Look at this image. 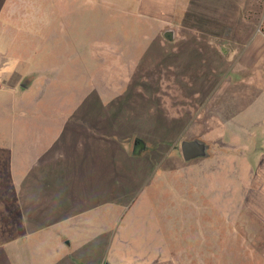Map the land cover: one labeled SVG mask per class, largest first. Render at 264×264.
<instances>
[{"label":"rangeland","instance_id":"obj_1","mask_svg":"<svg viewBox=\"0 0 264 264\" xmlns=\"http://www.w3.org/2000/svg\"><path fill=\"white\" fill-rule=\"evenodd\" d=\"M135 1H36L0 37V146L9 170L15 159L18 205L0 209L17 235L0 254L12 264H264V226L244 209L247 166L233 163L249 72L221 58L229 37L210 40L217 51L160 29L145 37L156 28L135 17ZM189 11L181 30L208 28L201 7ZM135 137L145 152H131ZM193 137L209 156L184 162L179 142Z\"/></svg>","mask_w":264,"mask_h":264},{"label":"crops","instance_id":"obj_2","mask_svg":"<svg viewBox=\"0 0 264 264\" xmlns=\"http://www.w3.org/2000/svg\"><path fill=\"white\" fill-rule=\"evenodd\" d=\"M36 1L46 5L56 3L61 5L69 3L88 5L104 4V2L105 4L113 3V0H0V37L7 31L16 30L19 27V20L27 15L24 13L25 5L28 6ZM191 5L195 8L196 6L201 7V11L204 10L205 19H203V23L208 27L204 29L205 31L199 28L180 29L181 21L184 18L189 20L192 15L189 11ZM134 8L133 12L137 19L155 25L156 29H153L150 34L140 29L145 37L156 34L159 29L162 35L165 28L171 27L175 29L176 34L175 39L168 42L178 43V38L180 40L191 38V42L187 43L186 47H189L190 44L191 47L196 46L198 48L206 45L211 46L214 51L216 48L210 44L211 39L229 37L233 40V46L229 45L226 51L224 48L219 50L222 54L221 58L226 63L236 62L235 69L237 71L247 70L249 75L241 76L242 81L239 83L251 86L249 123L244 126V123L239 124L235 121L237 125L233 129L234 134H236L234 136L236 155L233 163L247 166V168H243V172L240 170L241 174L249 175L247 179L250 182L243 194L247 201L244 209L249 214L250 219L264 226V0H136ZM251 14H255V23L252 29L248 22ZM246 28L251 29L250 33H245ZM239 37H246L247 39L242 41L238 39ZM220 68L222 77H226V68L224 66ZM228 70H231L230 65ZM243 114L241 112L239 116H243ZM234 116L237 117L236 114ZM223 127L222 131L226 132V126ZM6 155L7 148L0 146V209L7 202L10 204L15 201L17 205V196L13 190L12 168V162L15 163V159L10 160L11 168L9 170L6 165L9 162L6 160ZM7 198L8 201H6ZM225 211L226 209L223 212L225 213ZM15 230L16 226L12 227L10 222L0 223V243L8 244L17 238ZM21 234L27 237V228ZM4 252L0 254V264H12L9 259H6ZM50 257L51 260L60 259L58 254ZM132 261L133 259L123 257L116 264H131ZM150 264L175 263L170 259H159Z\"/></svg>","mask_w":264,"mask_h":264},{"label":"water","instance_id":"obj_3","mask_svg":"<svg viewBox=\"0 0 264 264\" xmlns=\"http://www.w3.org/2000/svg\"><path fill=\"white\" fill-rule=\"evenodd\" d=\"M175 34V29L171 27H167L162 31V37L167 41L174 40ZM26 84L27 82H24L22 86H26ZM137 144H139V148H137ZM146 148V143L143 140L137 137L133 138L131 147V152L133 154H139L141 152L140 150H145ZM179 150L184 162H190L196 159H205L209 156V145L198 137L180 140Z\"/></svg>","mask_w":264,"mask_h":264},{"label":"flooded vegetation","instance_id":"obj_4","mask_svg":"<svg viewBox=\"0 0 264 264\" xmlns=\"http://www.w3.org/2000/svg\"><path fill=\"white\" fill-rule=\"evenodd\" d=\"M137 138H139V137H137ZM141 139V138H140ZM142 140V139H141ZM144 141V140H143ZM145 142V141H144ZM146 143V142H145ZM146 146H147V144H146ZM137 148H139V144H137ZM141 149V148H140ZM147 150V148L145 149V150H140L141 152L140 153H143V152H145Z\"/></svg>","mask_w":264,"mask_h":264}]
</instances>
